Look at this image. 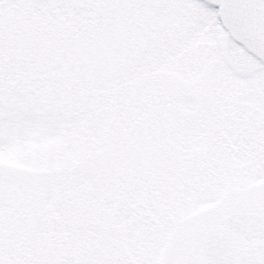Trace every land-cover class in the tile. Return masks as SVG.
<instances>
[{
    "label": "snow or ice",
    "instance_id": "snow-or-ice-1",
    "mask_svg": "<svg viewBox=\"0 0 264 264\" xmlns=\"http://www.w3.org/2000/svg\"><path fill=\"white\" fill-rule=\"evenodd\" d=\"M0 264H264V0H0Z\"/></svg>",
    "mask_w": 264,
    "mask_h": 264
}]
</instances>
